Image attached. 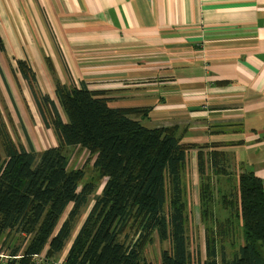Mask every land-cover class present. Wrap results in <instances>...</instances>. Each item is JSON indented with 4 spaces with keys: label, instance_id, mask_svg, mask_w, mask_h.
<instances>
[{
    "label": "crops",
    "instance_id": "obj_1",
    "mask_svg": "<svg viewBox=\"0 0 264 264\" xmlns=\"http://www.w3.org/2000/svg\"><path fill=\"white\" fill-rule=\"evenodd\" d=\"M0 37L56 108L55 80L82 82L112 109H149L143 127L177 126L182 143L206 146L215 198L242 173L264 183V0H0ZM184 182L199 217L196 149Z\"/></svg>",
    "mask_w": 264,
    "mask_h": 264
},
{
    "label": "trees",
    "instance_id": "obj_2",
    "mask_svg": "<svg viewBox=\"0 0 264 264\" xmlns=\"http://www.w3.org/2000/svg\"><path fill=\"white\" fill-rule=\"evenodd\" d=\"M17 65L45 127L53 128L59 145L37 154L30 144L28 148L16 145L0 130L4 155L0 168V242L8 243L12 236L21 239L0 264H34L33 258L40 255L51 261L62 252L95 189L92 182L81 185V169L69 170L65 149L75 147L88 152L96 179L104 180V184L101 193L94 196L62 264H151L142 256L154 235L158 241L170 244L157 264H194L186 236L184 178L187 153L195 149L205 247L204 259L198 264H264L260 252L264 246L262 180L251 173L240 174L234 198H222L225 216L219 220L212 179L204 172L201 151L206 146L182 143L177 126L143 127L137 118H146L149 109H112L103 92L90 91L82 82L78 88L55 82V98L66 117L64 122L47 96L38 99L31 69L23 61H17ZM211 156L215 169L217 154ZM237 235L242 245L232 258H227L225 244L234 247Z\"/></svg>",
    "mask_w": 264,
    "mask_h": 264
},
{
    "label": "rangeland",
    "instance_id": "obj_3",
    "mask_svg": "<svg viewBox=\"0 0 264 264\" xmlns=\"http://www.w3.org/2000/svg\"><path fill=\"white\" fill-rule=\"evenodd\" d=\"M24 48V47H23ZM24 62V61H23ZM28 66V62H24ZM29 67V66H28ZM2 72L6 75L9 83L5 84V81L2 77ZM20 79L21 84L16 79V75ZM19 67L16 60L8 59L3 53L0 52V130L5 131L9 137L13 140L16 145H23L25 148L29 147L33 149L35 153H41L43 150L51 147H56L59 145V140L56 133L53 131V128H46L44 123H42L43 118L38 114V110L35 106L34 100L32 99L31 89L27 82L24 83L22 76L20 74ZM55 80V79H54ZM56 82V80H55ZM15 83V85H13ZM21 87H20V85ZM9 85V88L6 86ZM14 90V94L9 91ZM34 91L40 99L43 95L37 84H34ZM56 101V99H55ZM56 103V102H55ZM18 106V108L16 107ZM57 110L60 112V116L64 115L60 106L58 105ZM47 121L52 125V121L48 116V111H44ZM21 113L24 123L26 120L31 122V125H27L24 130L23 123L21 122L19 114ZM63 119V118H61ZM65 119V118H64ZM66 121V119H65ZM2 127V128H1ZM27 131V132H25ZM27 133L29 138L27 137ZM30 139V141H29ZM1 140V134H0ZM22 143V144H21ZM65 154L69 158V170H78L81 169L84 172L83 184L92 182L95 183V189L93 194L89 197L87 204L80 211V215L75 222L74 228L71 231L70 237L65 244L62 252L55 258L47 261L43 255L42 264H62L66 251L70 248L71 242L76 236L80 226L82 225L87 213L89 212L94 196H97L101 193L104 180L97 181L96 175L92 168V158L88 152L79 147L75 148H66ZM4 161V155L2 153L1 144H0V168ZM236 191L230 194V199L234 198ZM71 206L67 208L64 215L60 219V223L66 218V215ZM215 207H216V218L222 220L225 216L224 211H222V198H215ZM204 227L200 222L195 208L192 206V201L190 200V205L188 207V224L186 230V236L188 241V249L191 260L194 264L200 263L205 256V247H204ZM130 237L135 238V236L130 233ZM234 247H230L229 244H225L223 252L227 258H232L236 253L237 249L242 245L240 235L235 236ZM19 237L12 236L9 239V242L6 243L5 240L0 242V261L5 262L11 250L16 247L21 241ZM170 244L168 242L158 241L156 235L153 236L152 242L148 243L143 252V260L151 264H157L161 260V253L163 251H168ZM262 256L264 257V246L260 250Z\"/></svg>",
    "mask_w": 264,
    "mask_h": 264
},
{
    "label": "built area",
    "instance_id": "obj_4",
    "mask_svg": "<svg viewBox=\"0 0 264 264\" xmlns=\"http://www.w3.org/2000/svg\"><path fill=\"white\" fill-rule=\"evenodd\" d=\"M41 257H43V255H40L38 257L33 258L34 264H42V258Z\"/></svg>",
    "mask_w": 264,
    "mask_h": 264
}]
</instances>
